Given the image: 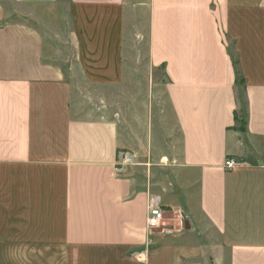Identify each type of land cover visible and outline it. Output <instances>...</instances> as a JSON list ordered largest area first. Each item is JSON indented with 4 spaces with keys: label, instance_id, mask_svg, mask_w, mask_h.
I'll return each mask as SVG.
<instances>
[{
    "label": "crops",
    "instance_id": "0c3cea01",
    "mask_svg": "<svg viewBox=\"0 0 264 264\" xmlns=\"http://www.w3.org/2000/svg\"><path fill=\"white\" fill-rule=\"evenodd\" d=\"M139 10L140 119L184 198L118 170L139 114L96 99L139 73ZM0 264H264V0H0Z\"/></svg>",
    "mask_w": 264,
    "mask_h": 264
},
{
    "label": "rangeland",
    "instance_id": "374dc122",
    "mask_svg": "<svg viewBox=\"0 0 264 264\" xmlns=\"http://www.w3.org/2000/svg\"><path fill=\"white\" fill-rule=\"evenodd\" d=\"M126 36L128 43H132L133 39L141 41L139 45L134 43L133 46L128 44L127 47L129 55L137 54L140 58L136 59L134 64L136 67L135 69L138 70L139 73L136 75V78H130V91L128 93L125 91L127 89H125L124 92L120 94L107 95L104 93L103 96L96 98L97 102L101 104H103L105 100L110 101L108 109L105 110L107 112L114 110V114L117 112L121 114V116L139 114V119L134 120L137 126L140 127V130H138V144L134 145L132 149L121 151L118 156V160H120L121 153L130 152L134 156V162L122 167L117 163V168L120 172L126 173L132 177L138 189H146V187L149 186L158 194L168 195L173 198H184V196L189 195L187 190L188 187L183 190L184 187L182 186L185 184L181 186V183L177 182L178 178H176V175L170 169L172 161L159 159L160 156L155 152L157 146H154L151 142H146V121L143 122L140 119L142 116L146 118V97H148L146 95V77H150V74L147 75L148 69L145 63L149 39L148 14L146 11H133L132 16L131 14L128 16V19H126ZM239 87L241 91L242 87ZM84 91L86 92L84 98L87 99L92 97V90L85 89ZM241 95L244 100L242 91ZM142 138L145 141L144 143L142 142ZM161 147H163V143H161ZM164 147H166V144ZM168 216V214H165V219ZM162 226L154 229H159Z\"/></svg>",
    "mask_w": 264,
    "mask_h": 264
},
{
    "label": "built area",
    "instance_id": "2783aa9c",
    "mask_svg": "<svg viewBox=\"0 0 264 264\" xmlns=\"http://www.w3.org/2000/svg\"><path fill=\"white\" fill-rule=\"evenodd\" d=\"M134 162V156L130 153H121L120 160L117 161L119 165H129ZM240 165V162L235 158H229L226 160L225 166L228 169H234ZM165 221V211L162 208L158 198L152 199L149 206V218H148V227L158 228L164 224Z\"/></svg>",
    "mask_w": 264,
    "mask_h": 264
},
{
    "label": "water",
    "instance_id": "95a60500",
    "mask_svg": "<svg viewBox=\"0 0 264 264\" xmlns=\"http://www.w3.org/2000/svg\"><path fill=\"white\" fill-rule=\"evenodd\" d=\"M187 227H189V225H187Z\"/></svg>",
    "mask_w": 264,
    "mask_h": 264
}]
</instances>
